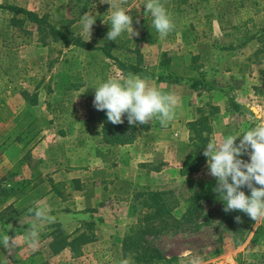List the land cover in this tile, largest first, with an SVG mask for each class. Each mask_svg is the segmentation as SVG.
Wrapping results in <instances>:
<instances>
[{
	"label": "rangeland",
	"instance_id": "rangeland-1",
	"mask_svg": "<svg viewBox=\"0 0 264 264\" xmlns=\"http://www.w3.org/2000/svg\"><path fill=\"white\" fill-rule=\"evenodd\" d=\"M13 2L32 10L35 8L39 13L45 12L58 28L70 36L82 37L98 48L88 51L75 45L67 46L33 22L11 21L12 13L0 7V175L7 173L8 168L12 169L13 160L24 152V147L20 149L22 143L27 141L28 144L30 132L43 124L53 125L47 135L55 134L56 137L57 129L70 121L86 120L85 125L103 127L114 140L115 125L107 120L104 110L93 106L94 87L109 76L122 81L130 73L139 75L150 86L163 92H174L179 97L174 118L164 125L156 118L145 124H131L136 127V141L145 142L139 152L133 150V160L141 159L150 165L165 162L168 172L163 177L162 187L172 190L179 200V206L173 212L179 222L172 220L169 229L149 236L152 244L170 257L162 264H188L185 253L200 256L201 264H264V218L258 219L246 240L237 244L219 223L220 216L216 211L219 198L212 190L216 180L207 174L206 163L197 172L179 176L184 160L194 151L189 121L211 113L207 122L212 128L210 138H223L253 126L257 122L256 114L264 115V52L247 51L241 56V62H231L230 53L219 49V43L225 42L223 36L209 34V29L217 25L215 20L208 21L210 17L219 16L222 11L227 14L237 12L241 5L249 4V0H161L173 22L172 30L166 35L157 33L151 26V15L144 9L146 0H112L128 9L133 18V36L130 29L116 41L106 40L109 25L103 18L107 22L110 4L102 0ZM0 3L7 2L0 0ZM85 12L97 15L91 35L81 31L79 21ZM195 52L202 55L200 63H211L205 68L204 75L194 69L197 65L193 59ZM247 54L254 56V60L252 56L249 59L254 62L243 60ZM132 64L147 73L134 72ZM159 75L163 78L159 79ZM216 94L220 97L216 98ZM237 97L243 102L235 107ZM24 103L37 105L38 115L34 117L28 112L17 122L13 116ZM21 168L20 172L27 179L39 169L30 168L25 161ZM3 188L9 186L0 179V189ZM39 189H46V186L40 185ZM134 189L135 185L118 179L114 180L110 191L131 194ZM197 190L205 193L198 206L194 197ZM86 193L81 199L88 204L97 203V197L109 205L120 202L115 201L118 198L105 202L108 200L106 195L97 196L101 188L90 187ZM2 202L0 198V208ZM139 207L141 209L140 203ZM141 210L140 217L144 214ZM121 216L122 228L117 229V234H123L127 225L135 221L134 218L129 220L124 211ZM107 227L101 232L111 239L116 238L113 228ZM114 244L116 247H103L115 249L117 243ZM104 259L96 264H111L107 257ZM122 259L120 255L112 264H120Z\"/></svg>",
	"mask_w": 264,
	"mask_h": 264
},
{
	"label": "crops",
	"instance_id": "crops-1",
	"mask_svg": "<svg viewBox=\"0 0 264 264\" xmlns=\"http://www.w3.org/2000/svg\"><path fill=\"white\" fill-rule=\"evenodd\" d=\"M5 1L15 3V0ZM36 12L39 13L38 10ZM39 14L49 19L45 12ZM211 20H215L214 24L217 25L209 29V34L223 36L225 42L219 43V49L230 53L231 62H241V56L247 51L264 52V23L260 25L264 22V0H249V4L241 5L239 11L229 14L222 11L219 16L208 19L209 22ZM194 26L196 27L195 23L193 30ZM212 43L216 45L214 40ZM95 46L96 48L83 49L91 51L98 48ZM251 56L254 60V56L248 54L243 60L252 63L253 60L249 61ZM200 57L202 55L195 52L193 59L197 65L194 69L198 74L204 75L205 68H209L207 66H211V63H200ZM215 97L220 96L216 94ZM235 101L238 106L243 102L239 97ZM208 104L210 102H206ZM23 105L20 110L14 108L17 114L13 116V120L18 122L28 112L34 117L38 115L37 105ZM87 123L86 120L70 121L57 129L59 134L56 137L55 134L47 135V130L53 127L51 124H43L30 130L29 143L24 141L20 146V149L25 148L24 152L13 160L12 169L8 168L7 173L5 171L0 175L1 182L9 186L0 189L3 201L0 208V233L15 236L17 240V246L11 253L0 246V259L6 264H90L92 261V264H96L106 257L112 264L120 255L124 258L123 240L138 223L139 215L133 210L136 193L148 189H164L163 177L168 172L165 162L150 165L141 159L133 160V150L139 152V148L143 149L144 141L137 142L135 139L126 144L114 143L109 140L103 127L97 124L85 125ZM123 123H128L126 118ZM16 144L18 145L17 141ZM126 146L129 148L124 149ZM24 161L30 168H39L36 173L30 174L29 179L20 172ZM187 175L190 174L183 175L180 168L179 176ZM118 179L135 185L131 194L110 191L112 183ZM30 181L34 182L27 187ZM40 185L46 186V189L40 190ZM90 187L101 188V193H97V196L106 195L108 200L105 202L111 198H118L114 200L120 202L109 205L102 198L97 199L98 197L95 204H88L86 200L82 202L81 198L86 196ZM37 201L47 208L51 220L39 228V240L32 245L23 233L31 224V210ZM123 211L129 220L134 218L135 221L130 225L126 224L123 234H117V229L122 228ZM107 226L113 228V236L117 235L116 238L111 239L101 232L102 229H108ZM114 242L117 243L115 249L103 247H116ZM75 243L78 245H74Z\"/></svg>",
	"mask_w": 264,
	"mask_h": 264
},
{
	"label": "clouds",
	"instance_id": "clouds-1",
	"mask_svg": "<svg viewBox=\"0 0 264 264\" xmlns=\"http://www.w3.org/2000/svg\"><path fill=\"white\" fill-rule=\"evenodd\" d=\"M110 4L109 25L106 40L116 41L122 33L133 31V18L129 10L112 0H102ZM145 13L151 15V26L157 33L166 35L173 28L170 13L161 0H146ZM97 15L85 12L80 17L83 33L91 35ZM93 106L104 110L107 120L113 124L123 123L126 118L131 124H145L156 118L161 125L174 118L179 97L174 92H163L150 86L146 79L129 74L124 80L111 76L94 87ZM257 122L244 130L228 134L223 138L211 137L203 147L207 157V174L216 180L213 192L223 203L224 211L239 210L252 220L264 218V115L256 114ZM239 138V139H238ZM238 141V142H237ZM247 156V159L244 157ZM247 189L246 192L244 189ZM32 221L24 229L23 235L32 245L39 240V228L51 220L47 208L37 201L31 210ZM237 221L240 217H235ZM0 246L13 252L17 246L15 236L0 233ZM188 264H201V257L185 253ZM0 264H6L0 259ZM120 264H131L130 258H124Z\"/></svg>",
	"mask_w": 264,
	"mask_h": 264
},
{
	"label": "trees",
	"instance_id": "trees-1",
	"mask_svg": "<svg viewBox=\"0 0 264 264\" xmlns=\"http://www.w3.org/2000/svg\"><path fill=\"white\" fill-rule=\"evenodd\" d=\"M1 8H6L12 13L11 21H30L35 23L40 29L47 31L55 39H61L65 45H75L86 49L96 48L95 45L85 41L82 37L70 36L62 28H58L46 16H41L38 12L17 5L15 3H0ZM18 16V17H16ZM20 16V17H19ZM108 53V52H107ZM110 56V55H109ZM134 72L143 71L139 66L131 65ZM147 73V72H146ZM163 75H159L162 79ZM193 84H196L194 82ZM238 107L237 103H234ZM202 109H200L201 111ZM208 114L195 118L188 122L190 129V138L194 151L189 158L183 162L181 173L191 174L197 172L203 165H205L207 157L203 154V147L210 139L212 128L208 125ZM208 122V123H207ZM115 125L113 131L114 143L126 144L133 142L137 136L136 127L130 124H112ZM111 126V127H112ZM248 191L246 188L244 189ZM203 190L195 192V199L197 206L200 200L204 197ZM219 207L216 211L219 213V223L225 230H228L233 239H236L237 244H241L246 240L250 234L256 221L252 220L247 214L239 210L224 211L223 203L218 200ZM141 205V210L139 207ZM179 206V200L174 196V192L170 189L162 190H142L136 193V202L133 205V210L137 213L144 212L143 216H139L138 223L135 224L129 234L123 240V254L124 258H130L132 264H162L169 261V258L161 249L155 247L149 236L155 235L169 229L173 221L179 222L173 212ZM187 213L184 214V216ZM239 216L240 220L237 221L235 217ZM75 243L74 245H76ZM78 245V244H77ZM177 258V257H173Z\"/></svg>",
	"mask_w": 264,
	"mask_h": 264
}]
</instances>
